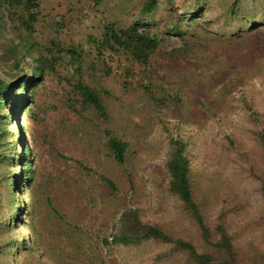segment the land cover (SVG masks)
Segmentation results:
<instances>
[{
    "label": "rangeland",
    "instance_id": "1",
    "mask_svg": "<svg viewBox=\"0 0 264 264\" xmlns=\"http://www.w3.org/2000/svg\"><path fill=\"white\" fill-rule=\"evenodd\" d=\"M225 1L155 0L142 12L146 0H40L42 16L31 36L44 55L52 40L58 44L52 53L69 48L78 59L63 51L24 107L16 100L10 109L7 97L0 110L10 112L0 125V151L16 157L26 148L32 170L31 193L18 184L15 194L25 205L31 201L29 216L22 214L24 205L0 238H26L28 217L51 264H157L154 255L164 250L162 243L128 249L102 244V238L110 241L131 208L143 222L185 224L177 198L167 191L165 161L175 136L189 140L192 185L206 194L215 189L221 198L225 192L238 196L232 226L255 222L236 238L239 244L256 231V221L264 224V200L248 173L250 164L264 167L255 136L264 127V24L241 37L222 38ZM105 24L155 35L149 65L96 44ZM36 52L37 47L31 56ZM0 77L13 75L0 70ZM77 81L98 94L104 119L83 102ZM174 95L180 100L176 106L169 99ZM18 126L22 144L15 147ZM107 135L125 143L122 163L112 158ZM11 169L0 163V220L10 208L3 180ZM34 255L36 250L21 252L19 262L30 263Z\"/></svg>",
    "mask_w": 264,
    "mask_h": 264
},
{
    "label": "trees",
    "instance_id": "2",
    "mask_svg": "<svg viewBox=\"0 0 264 264\" xmlns=\"http://www.w3.org/2000/svg\"><path fill=\"white\" fill-rule=\"evenodd\" d=\"M154 3L155 0H146L141 8L142 12L150 11L155 6ZM223 7V27L219 34L222 38L235 39L264 24V13L260 12L264 11V0L245 2L226 0ZM40 11V0H0V70L4 76L13 75V78L8 80L0 77V110L4 109L7 97L12 98L10 109L15 108L14 104L17 101L24 107L30 99V92L32 93L33 88L42 81L46 68L51 70L53 60L59 59L63 51L69 54L70 59H78V52L69 48L60 50L57 47V51L52 53L51 48L56 45V42L52 40L49 46H44L47 54L42 53V45H38L31 36L35 22L42 16ZM181 34L180 31L176 32V35ZM99 39L96 44L101 43L98 45H102V48L106 47L113 53H119L122 50L126 53L127 59L141 66L149 65L150 58L158 45L155 35L145 31L138 32L135 26L116 29L105 24ZM35 47L37 52L35 56H31ZM174 51L175 49H172L169 53L172 54ZM15 69L16 73L12 74L11 72ZM76 84L83 102L88 103L98 117L104 119L106 114L98 94L82 82L77 81ZM17 90H19L18 93ZM174 96L175 98L169 99L176 106L180 100L176 95ZM4 111L0 113V125L9 119L10 112ZM253 116L261 121L260 113H253ZM16 129L18 132L14 138V144L15 147H20L22 143L18 137L21 136V128L19 129L18 126ZM255 136L264 153V127H260ZM188 143V139L180 140L178 136L173 137L172 150L165 161L168 173L167 191L177 198L182 222L186 225L180 221L167 225L143 222L138 217V211L131 208L122 213L123 221L118 230L111 234L110 241L104 237L102 244H115L129 249L145 242L162 243L166 247L154 255L157 264H264V224L256 221V231H251L244 242L239 244L236 238L242 232L248 231L255 222L242 221L232 226L231 213L235 212L238 206V196L225 192L221 198L215 194L217 192L215 189H211L206 194V192H199L192 185L190 160L185 152ZM106 145L112 158L122 163L125 143L112 135H107ZM1 162H8L12 167L5 173L3 180L6 184L10 208L8 212L6 211L7 217L0 220L2 233L7 230L6 227L11 226V217L17 215L25 205L15 196L18 193L17 185H23L26 194L31 193L32 170L29 167L26 148H23L16 157L11 156L5 149L0 151ZM256 165L250 164L248 173L257 179V193L264 200V167L256 168ZM17 178L19 183L16 181ZM29 204L31 201L28 198V203L22 210L23 215L29 216ZM260 212L264 213V208ZM209 215L212 216V222L207 220ZM25 224L30 231L26 238L10 237L7 242L4 241L5 236L0 238V264H21L18 255L24 251L30 254L34 250L36 255L31 257L30 263L25 264H51V257L46 252H42L41 246L37 243L36 231L30 218L27 217ZM257 240H259L258 243ZM3 250L7 251L3 252Z\"/></svg>",
    "mask_w": 264,
    "mask_h": 264
}]
</instances>
